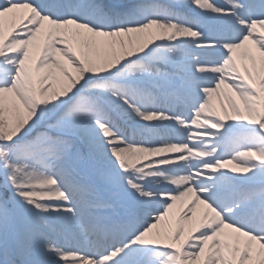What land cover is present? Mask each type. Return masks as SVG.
Listing matches in <instances>:
<instances>
[{"label":"snow or ice","instance_id":"snow-or-ice-1","mask_svg":"<svg viewBox=\"0 0 264 264\" xmlns=\"http://www.w3.org/2000/svg\"><path fill=\"white\" fill-rule=\"evenodd\" d=\"M0 264H264V0H0Z\"/></svg>","mask_w":264,"mask_h":264}]
</instances>
